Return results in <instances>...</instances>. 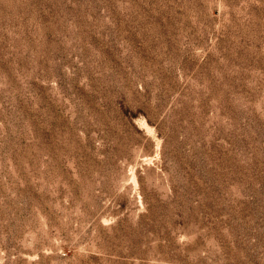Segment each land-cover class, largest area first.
<instances>
[{"label": "rangeland", "instance_id": "obj_1", "mask_svg": "<svg viewBox=\"0 0 264 264\" xmlns=\"http://www.w3.org/2000/svg\"><path fill=\"white\" fill-rule=\"evenodd\" d=\"M0 264H264V0H0Z\"/></svg>", "mask_w": 264, "mask_h": 264}]
</instances>
